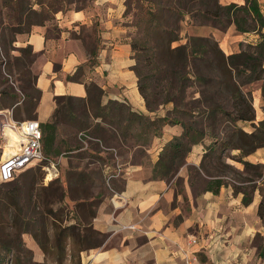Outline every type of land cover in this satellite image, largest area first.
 Returning a JSON list of instances; mask_svg holds the SVG:
<instances>
[{
	"label": "crops",
	"instance_id": "1",
	"mask_svg": "<svg viewBox=\"0 0 264 264\" xmlns=\"http://www.w3.org/2000/svg\"><path fill=\"white\" fill-rule=\"evenodd\" d=\"M168 2L29 0L33 14L44 17L34 22L29 32L19 34L15 43L19 47L30 46L34 54L31 70L37 77L36 87L42 92L36 121L41 124L53 120L57 97L97 102L106 109L121 104L130 107L136 115L152 120L154 116L165 118L161 111H149L140 91L132 38L138 30L137 22L143 18V10L155 12ZM261 2L264 15V0ZM219 4L243 6L245 0H219ZM183 23L190 35L215 39L227 56L239 52L241 43H256L259 39L254 33H239L234 25L221 30L197 22L189 14ZM95 88L101 90L99 96ZM252 93L254 124L258 125L264 119L262 91L254 89ZM1 102L0 94V126L9 111ZM241 126L246 132L253 129L251 123ZM183 131L180 126L168 125L150 146L121 141L116 148H106L101 137L81 134L87 137L80 135L77 140L87 143L86 147L65 148L69 141L64 139L61 154L55 161L37 162L25 170L23 173L41 165L48 192L53 191L50 188L60 177V196L55 203L31 202L12 209L32 262L264 264L259 187L252 192V202L245 205L244 193H236L233 184L227 183L214 192L211 186L217 178H205L203 182L194 176L195 170H201L212 143L210 138L192 147L186 164L174 177L154 178L162 151ZM89 153H99V160L85 158ZM240 153L234 151V155ZM76 154L84 155L83 160L73 157ZM241 160L264 165V149ZM51 164L57 167L56 178L51 177ZM26 174L23 181L30 178L31 174ZM18 190L24 197L27 190L21 187ZM69 228H76L79 238L63 234ZM59 239L65 246L61 255L54 246Z\"/></svg>",
	"mask_w": 264,
	"mask_h": 264
},
{
	"label": "rangeland",
	"instance_id": "2",
	"mask_svg": "<svg viewBox=\"0 0 264 264\" xmlns=\"http://www.w3.org/2000/svg\"><path fill=\"white\" fill-rule=\"evenodd\" d=\"M261 4L259 0V6ZM29 10L28 0H21L20 4L16 5H13L12 0H0V92L6 91L7 94L16 97V99L2 98L1 105L12 112L15 120L28 119L25 112L27 101L24 93L30 92V89L25 90L27 85L34 86L37 78L31 70L34 58L29 63L31 58L24 51L25 47H19L15 43L19 34L28 31L31 22L29 19L33 22V14ZM160 17L158 26L152 24L147 28H140L138 21V30L134 31L132 38L136 73L153 112L161 111L165 117H169V121L176 119L182 123L192 124L201 131L205 129L210 131L211 137L209 138L212 143L208 148L205 165L201 166L200 171L195 170L194 172L198 181L203 180L204 182L205 178L220 176L226 183L239 188H247V191L253 192L255 184L259 189H263L255 176L245 171L244 165L240 162L245 156L240 150L241 153L236 155L234 151L237 150H223V144L236 131L235 127L228 125L221 116L215 123L206 118L207 109L215 104L227 110L231 109L230 96L223 84L225 78L222 79L219 72L212 66V62H215L218 57L216 53L218 42L211 38L212 43L208 46L209 51L205 60L197 61L196 64L190 61L188 67L181 70V63L175 59L178 53L172 50L186 45L194 36L189 34L183 22L176 24L168 13L162 12ZM169 17L170 21L164 20ZM143 25H145L144 22ZM174 39L178 41L171 44ZM29 71L32 78L29 76ZM255 85V87L244 88V91L261 90L260 84ZM60 107L62 113L58 116L59 130L55 144L60 151L63 149L61 143L64 139L69 141L65 148L86 147L87 143H80L77 140L81 134L103 138L102 144L106 148H116L115 146H118L121 141L150 146L154 138L163 130L162 122L151 126V122L148 121L150 118H146L142 124H129V114L116 109L114 105L108 107L111 109H106L101 108L97 102L72 101L62 103ZM158 118L160 117L154 116V120L157 121ZM253 131L254 128L247 133ZM235 142L237 143L238 140L236 139ZM141 151L140 153H143L144 150ZM45 157L50 158L51 161L56 159L54 155L45 154ZM73 157L83 160L84 155L76 154ZM99 157V153H89L85 158H90L91 161L99 160L97 159ZM261 171L264 173V169ZM26 173L31 174L30 178L23 181L27 177ZM23 174L10 184L0 185V264H34L30 252L22 243L19 230L21 225L17 224L18 218L12 210L13 207L24 206L31 202L35 205H49L60 196V177L57 180L58 183H54L50 188L53 191L48 192L45 188L46 173L41 165ZM249 179L256 181L250 183ZM19 187L27 190L24 197L19 194ZM14 226L18 227V230L14 229ZM4 243L9 244L12 249L11 253L3 251L2 244Z\"/></svg>",
	"mask_w": 264,
	"mask_h": 264
},
{
	"label": "trees",
	"instance_id": "3",
	"mask_svg": "<svg viewBox=\"0 0 264 264\" xmlns=\"http://www.w3.org/2000/svg\"><path fill=\"white\" fill-rule=\"evenodd\" d=\"M20 4L21 0H18ZM29 1V0H28ZM166 5V6H165ZM164 7H161L158 11H145L143 10L142 19L139 20V25L142 28H147L154 24L158 26V21L161 19L160 13L165 12L172 17L176 24L183 22L186 18V14L191 15L198 22L204 24H210L216 28L225 30L228 26L234 25L239 33L256 34L259 39L256 43H241L240 51L232 55L226 56L219 46H216V53H218L217 60L212 62V66L217 70L222 79L225 78V85L227 93L230 96V110L224 109L221 106L215 104L213 107H209L206 111V118L212 122H217L219 116L226 123L232 127H235L236 131L228 137V140L223 144V150H240L244 156H249L255 153L259 149H264V120L259 123L258 126L254 124L256 120V112L253 106V93L251 89L244 91V88H250L255 84H260L262 91V100L264 103V15L261 12L259 6V0H245V5L239 6L237 4H230L228 6H221L219 0H169ZM30 7V3H29ZM162 10V11H161ZM33 14L31 8L29 10ZM42 16L33 14V22L29 19L30 26L27 32H29L31 25L34 22H40ZM164 19L170 21L171 18ZM143 22L145 25H143ZM208 22V23H206ZM170 27V26H169ZM172 29V28H170ZM169 29V30H170ZM26 33V32H25ZM211 38L209 37H192L186 45H182L174 50V53H178L175 59L181 63V70L188 67V63L192 61L194 64L197 61L205 60L204 58L208 54V46H211ZM178 39L171 41V44L177 42ZM134 48V47H133ZM24 51L31 58L29 63L32 62L34 54L30 46L25 47ZM135 51V49H134ZM137 72V71H136ZM29 76L32 78V74L29 71ZM37 79V78H36ZM36 79L34 86L27 85L25 90L30 89V92L24 93L26 103V115L28 119L25 120H37L36 112L39 105L42 92L36 87ZM140 84V91L147 103L150 112L154 110L151 108L147 96L143 90V86ZM96 95L101 94V90L95 88ZM2 98L12 97L7 94L6 91L0 92ZM16 99V97H12ZM77 101L73 98L57 97V110L54 114L53 120L48 123H41V129L43 133V149L44 154L50 156H60L61 151L55 147L58 139L59 120L58 116L61 114V104L65 102ZM80 102H85L78 100ZM91 103V101L89 102ZM116 109L126 111L129 114V124H142L146 117L142 115H136L131 112L130 107L121 104H113ZM264 109V106H263ZM25 120H16L19 122ZM151 122V126H155L157 122H162V127L165 126H182L183 133L180 137L174 138L162 151L160 160L154 168V178L171 179L176 175L178 170L186 164V158L190 153L192 147L202 142L206 137L209 138V132L196 129L194 125L189 123H182L176 119L169 121V117L158 118V120L148 119ZM251 123L254 131L247 133L244 131L241 124ZM229 127V126H228ZM162 134V132H161ZM160 134V135H161ZM159 136V135H158ZM211 137V136H210ZM238 140L236 143L235 140ZM211 150V149H209ZM208 152L204 155L202 163L205 165ZM50 158L46 157L43 162H49ZM245 167L247 173H252L256 180H258L263 189H260L262 195V201L259 206V216L264 223V173L261 171L264 169L262 164H252L250 162L240 161ZM23 173V172H22ZM21 174V173H20ZM19 174V175H20ZM18 175V176H19ZM216 180L213 182V186L210 188L214 192H218L219 189L227 185L223 178L216 176ZM256 180H248L250 183H255ZM11 183V182H10ZM8 183V184H10ZM7 185V184H5ZM235 192L244 193V204L249 205L252 202V192L247 191V188H239L234 186ZM258 189L256 184L253 186V192ZM69 234L74 238H79V233L76 228H69L63 231V234ZM94 236V235H93ZM95 236H97L95 234ZM59 255L65 250V246L62 245L61 239L54 245ZM264 247V245H262ZM3 251L11 253L9 244H2Z\"/></svg>",
	"mask_w": 264,
	"mask_h": 264
},
{
	"label": "built area",
	"instance_id": "4",
	"mask_svg": "<svg viewBox=\"0 0 264 264\" xmlns=\"http://www.w3.org/2000/svg\"><path fill=\"white\" fill-rule=\"evenodd\" d=\"M5 116L0 126V185L14 181L34 163L46 160L40 123L36 120L16 121L10 111ZM50 173L51 177H58L56 165L51 164Z\"/></svg>",
	"mask_w": 264,
	"mask_h": 264
}]
</instances>
